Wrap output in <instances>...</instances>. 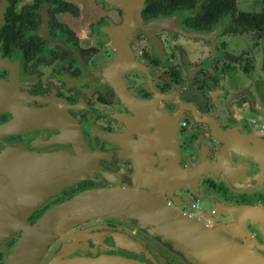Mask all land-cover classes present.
I'll return each instance as SVG.
<instances>
[{"label":"flooded vegetation","instance_id":"obj_1","mask_svg":"<svg viewBox=\"0 0 264 264\" xmlns=\"http://www.w3.org/2000/svg\"><path fill=\"white\" fill-rule=\"evenodd\" d=\"M0 191L37 264L264 259V0H0Z\"/></svg>","mask_w":264,"mask_h":264},{"label":"water","instance_id":"obj_2","mask_svg":"<svg viewBox=\"0 0 264 264\" xmlns=\"http://www.w3.org/2000/svg\"><path fill=\"white\" fill-rule=\"evenodd\" d=\"M122 196L115 195L113 202H120L113 205L112 214L117 209L130 210L131 206L125 202H121ZM99 197L92 200L86 205H91L88 208H101L105 209L104 202H101ZM83 205V204H82ZM81 205V206H82ZM74 208H78L76 204H71L66 209H71L67 212L68 216L79 214V211L72 213ZM116 208V209H115ZM84 209V208H82ZM151 213H146V215ZM66 214L62 212H49L42 215V217L33 224L26 220V214L19 210L12 211V196L0 191V262L1 264H37L41 260V256L48 244H51L55 238L64 236L63 232L67 225L70 224L69 220L65 218ZM196 234L195 244L198 250L202 253L205 252L210 257L214 264H264V259L258 257H248L243 259L245 255L242 251L238 252L234 249L224 251L222 249L223 241L210 240L204 234L201 227L193 230ZM209 241L213 243V249L207 248ZM63 254L54 253L48 260L47 264H100L98 259H86L83 261L70 258L66 260ZM239 258V259H236ZM249 258V259H248ZM65 260V262H64ZM118 259L112 258L108 260V264H133L131 261L120 262ZM80 261V263H79ZM98 262V263H97Z\"/></svg>","mask_w":264,"mask_h":264}]
</instances>
